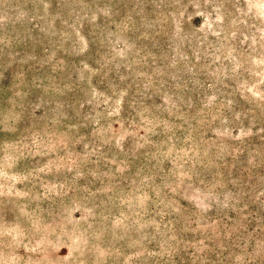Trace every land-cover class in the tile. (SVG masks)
Wrapping results in <instances>:
<instances>
[{
  "label": "rangeland",
  "instance_id": "1",
  "mask_svg": "<svg viewBox=\"0 0 264 264\" xmlns=\"http://www.w3.org/2000/svg\"><path fill=\"white\" fill-rule=\"evenodd\" d=\"M0 264H264V0H0Z\"/></svg>",
  "mask_w": 264,
  "mask_h": 264
},
{
  "label": "trees",
  "instance_id": "2",
  "mask_svg": "<svg viewBox=\"0 0 264 264\" xmlns=\"http://www.w3.org/2000/svg\"><path fill=\"white\" fill-rule=\"evenodd\" d=\"M154 112H156V111H154ZM222 200V199H221Z\"/></svg>",
  "mask_w": 264,
  "mask_h": 264
}]
</instances>
